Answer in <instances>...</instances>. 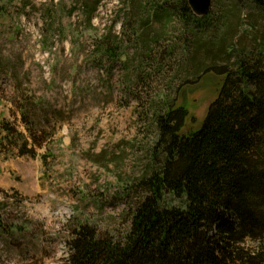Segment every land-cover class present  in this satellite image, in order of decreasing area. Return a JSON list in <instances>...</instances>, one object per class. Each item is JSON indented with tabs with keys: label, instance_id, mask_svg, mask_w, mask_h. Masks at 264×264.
Segmentation results:
<instances>
[{
	"label": "rangeland",
	"instance_id": "1",
	"mask_svg": "<svg viewBox=\"0 0 264 264\" xmlns=\"http://www.w3.org/2000/svg\"><path fill=\"white\" fill-rule=\"evenodd\" d=\"M177 1L4 0L0 123L28 135L25 103L47 142L36 158L0 153V264H70V243L82 226L121 240L140 180L161 166L157 116L176 100L190 113L184 133L201 126L222 79L208 75L181 87L192 71L179 54L196 41L216 50L225 28L217 37L213 29L183 32L164 16ZM84 9L94 13L91 21ZM243 16L256 17L262 42L264 15L245 8ZM109 44L118 47L117 60L102 53Z\"/></svg>",
	"mask_w": 264,
	"mask_h": 264
},
{
	"label": "trees",
	"instance_id": "2",
	"mask_svg": "<svg viewBox=\"0 0 264 264\" xmlns=\"http://www.w3.org/2000/svg\"><path fill=\"white\" fill-rule=\"evenodd\" d=\"M3 6L0 0V11ZM245 8L264 15V0H212L205 17L188 0L164 8L183 32L213 29L217 37L225 28L216 50L196 41L179 54L192 71L181 87L214 75L222 79L219 95L201 126L187 134L188 109L176 100L165 106L156 118L161 166L138 184L142 194L129 231L117 241L82 226L70 243V264H264V40L256 38V17H244ZM93 12L83 10L89 21ZM153 18L142 19L141 27ZM118 51L109 44L102 53L117 60ZM20 114L28 135L1 122L0 153L36 158L47 142L42 121L30 120L25 103ZM168 197L181 206H170Z\"/></svg>",
	"mask_w": 264,
	"mask_h": 264
},
{
	"label": "water",
	"instance_id": "3",
	"mask_svg": "<svg viewBox=\"0 0 264 264\" xmlns=\"http://www.w3.org/2000/svg\"><path fill=\"white\" fill-rule=\"evenodd\" d=\"M188 3L197 17L207 16L212 8V0H188Z\"/></svg>",
	"mask_w": 264,
	"mask_h": 264
}]
</instances>
